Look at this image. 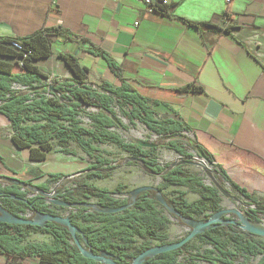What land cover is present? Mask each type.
<instances>
[{
	"label": "crops",
	"instance_id": "1",
	"mask_svg": "<svg viewBox=\"0 0 264 264\" xmlns=\"http://www.w3.org/2000/svg\"><path fill=\"white\" fill-rule=\"evenodd\" d=\"M169 7L177 18L151 10L145 0H0V38L61 28L73 39L53 36L52 55L33 65L50 79H73L60 57L72 55L89 69L92 83L118 87L107 61L88 50L105 52L126 83L156 103L160 118L184 124L215 165L254 193L264 186V0H173ZM12 136L10 121L0 114V176L39 187L52 175L85 170L59 147L33 162ZM49 165L63 172L42 171ZM0 264L39 260L0 253Z\"/></svg>",
	"mask_w": 264,
	"mask_h": 264
},
{
	"label": "trees",
	"instance_id": "2",
	"mask_svg": "<svg viewBox=\"0 0 264 264\" xmlns=\"http://www.w3.org/2000/svg\"><path fill=\"white\" fill-rule=\"evenodd\" d=\"M154 11L177 18L169 6L155 7ZM185 22L197 28L207 26L222 32L220 27L211 24ZM53 36L73 39L71 33L61 28L41 30L24 38H0V114L11 123L14 145L18 149H28L31 161L43 162L55 145L61 148V152L67 153V147L74 143L96 163L94 167L83 172L93 170V176L102 178V168L110 167L111 162L96 154L98 150L94 143L109 142L127 152L131 156L130 159L140 158L144 170L163 180V185L157 189L158 192L169 187L201 189V198L197 201L188 202L183 199L184 193H179L178 199L172 201L175 211L182 219L207 218L208 212L219 210L221 193L215 186H204L197 177L185 173L182 166L171 168V164L161 165L138 142L125 143L119 136L110 132L113 128H122L114 106H123L128 109V113L123 114L128 120L138 121L162 137V145L167 149L180 156L191 157L186 152V148H189L197 156L211 160L210 154L203 147L187 138L185 133L190 130L184 124L172 118L158 116L156 103L139 95L127 84L123 78V70L105 52L94 47L88 50L93 56L107 61L109 68L120 81L118 87L92 83L89 79V69L83 67L72 55L60 57L75 77L54 78L48 82L50 78L33 63L52 55ZM13 43H19L22 50L15 49ZM7 59L23 62L10 63ZM88 109H96L97 112L90 113ZM80 117H87L92 128L82 127ZM218 173L236 194L249 200L250 206L264 208V202H259L254 193L232 180L225 171L219 169ZM63 178L64 176L58 174L51 176V180L56 182ZM39 189L45 194L49 190L48 185L39 186ZM123 189V186L118 187L119 191ZM144 190H139L136 202L131 205L128 200L121 201L112 197L107 190L90 185L80 186L76 190L77 194H83L85 200L97 199L98 210L91 209L87 201L68 199L67 195L71 194V191L61 194L63 205L68 204L77 209L69 218L77 230L76 239L67 227L47 222L37 229L51 235L53 244L24 246V230L35 227L0 223V253L11 260L36 258L39 264H102L82 255L76 245L78 241L92 256L107 255L117 264H132L137 256L148 251V246L136 245L137 239L164 243L166 237L163 232L169 224L164 207L152 198L151 191ZM30 193L28 189L24 192L22 187L4 186L0 183V206L7 213L17 217L24 211L23 207H28L33 213L42 216L55 215V211L49 210L44 204V195L39 193L35 198L28 199ZM263 213L254 208L247 211L249 218L255 221L258 215ZM211 232L217 236H211ZM211 232L203 238L213 250L192 255L187 250V243L180 250L158 254L143 264H182L179 262L181 254L192 260L190 264H248L238 263L237 255L228 249L229 243L235 244L242 254L251 257L260 255L264 249L256 241L241 235H229L221 227ZM223 236L227 237L225 242L221 240ZM260 264H264V260Z\"/></svg>",
	"mask_w": 264,
	"mask_h": 264
},
{
	"label": "rangeland",
	"instance_id": "3",
	"mask_svg": "<svg viewBox=\"0 0 264 264\" xmlns=\"http://www.w3.org/2000/svg\"><path fill=\"white\" fill-rule=\"evenodd\" d=\"M90 113H96V109H88ZM114 111L119 122L122 125V128H113L110 130L111 133L119 136L125 143L130 142H143L146 144L156 145L154 148H145L153 158H155L161 165L175 164L180 161L191 162L192 164L182 166V170L185 173L194 175L197 177L204 186L212 187L214 184L211 179L208 177L205 168H208L210 172L214 175L215 179L231 194L241 199L248 206H250L249 200L239 196L234 192L232 187L222 180L218 171L219 167L213 163L211 160L204 159L200 156H197L195 152L191 149L186 148V152L191 157H183L177 154L176 152L167 149L162 145L164 139L160 136H157L149 129H147L143 124L138 121H130L123 114L128 113V109L123 106L115 105ZM81 126L84 128H92L91 121L87 117L79 118ZM187 138L191 139V135L186 134ZM94 147L98 150L96 153L101 157L109 160L111 162L110 167L104 166L102 168L103 177L93 176L95 173L93 170L88 172H81L75 175H78L74 181H63L56 182L48 178L45 183L48 185V193L52 194L50 200L55 201L56 207L54 208L55 216L63 217L69 219L72 214L77 212L75 206H70L68 204L63 205L64 199L60 197L62 193L71 191V194L67 195L68 199H76L77 201H87L89 207L93 210H98L97 199L91 198L85 200L83 194H77V189L82 185H90L97 187L99 189L107 190L112 194V197L124 201L128 200L131 205L134 204V201L137 199V192L142 189H148L152 192V198L155 199L160 205L165 209V214L169 218V224L163 232V235L166 237V241L161 243L156 240H142L137 239V246L142 245L148 246V250L176 244L184 240L187 236L190 235L191 229L188 227L189 222H207L211 217H215L216 222L211 227V230H205L201 234L195 236L188 244L187 250L192 255H197L198 253H205L207 251L213 250V247L209 245L208 242L204 240L203 237L209 236V233L217 228L221 227L229 233V235H241L244 238L251 239L256 241L260 246L264 248V237L254 236L244 230L245 221L253 226L264 227V213L258 215V219L252 220L247 215L249 208H245L238 203L226 198L222 193L220 195V209L214 212H208L207 218L197 217L194 220H187L173 215L172 210H175L172 201L177 200L179 193H184L185 196L183 199L188 202L197 201L201 198V189L189 187H169L162 192H158L157 189L163 185V180L160 177L154 176L144 170L138 163L136 165L131 164L132 161L129 159L131 156L119 148L117 145L106 142V143H94ZM58 149V146L55 145L54 150ZM65 153L66 159L73 160L83 167L85 170H88L96 165L95 160L90 158L81 148L76 144L71 143ZM140 160V158H139ZM208 161H211L213 164L210 165ZM204 162L205 165L202 163ZM202 164V165H201ZM78 167V165H74ZM53 169L52 172H63L64 167L58 166L54 169L53 165H49L45 168H42V171ZM84 170V171H85ZM222 170V169H221ZM80 175V176H79ZM123 186L124 189L119 191L118 187ZM37 187V186H36ZM62 192V193H61ZM254 196L259 202H264V186L257 187L254 192ZM163 199L166 204L161 203L160 199ZM29 199V198H28ZM62 203V204H61ZM24 211L19 213V217L22 215L28 216L32 211L28 207H23ZM227 212L223 216H217L218 213ZM224 219H227L225 221ZM40 226H36L32 229H25L24 234L22 235V241L24 246L39 244V245H51L53 244V237L41 230L37 229ZM211 236H217V234L211 232ZM227 237L223 236L222 241H226ZM84 247V245H82ZM85 248V247H84ZM86 249V248H85ZM228 249L234 254L237 255L238 263H248V264H260L264 260V249L262 253L256 257H251L242 254L235 246V244L229 243ZM179 262L182 264H190L192 260L186 257L184 254L179 256ZM196 264H207L203 262H196Z\"/></svg>",
	"mask_w": 264,
	"mask_h": 264
},
{
	"label": "water",
	"instance_id": "4",
	"mask_svg": "<svg viewBox=\"0 0 264 264\" xmlns=\"http://www.w3.org/2000/svg\"><path fill=\"white\" fill-rule=\"evenodd\" d=\"M52 90V89H51ZM53 91V90H52ZM141 147L144 148H154L156 145H151V144H146L143 142H139L138 143ZM132 162H136L138 163L143 169H145L144 164L141 160L139 159H129ZM210 165H212L213 163L211 161H208ZM192 164L191 162H186V161H180L177 162L175 164L172 165L171 168L174 167H179V166H185V165H189ZM203 165H205L204 163H202ZM201 164V165H202ZM205 171L208 175V177L211 179L212 183L214 184V186L220 191V193H222L226 198L238 203L239 205L245 207V208H254L255 210L264 212V208L262 207H253V206H248L245 202H243L241 199H239L238 197L234 196L233 194H231L230 192H228L214 177V175L210 172V170L206 167ZM0 183H3L5 185H13V186H19L22 188H27L30 192L32 193H41L42 195L45 196V193H43L39 187H36L34 185H28L22 181H19L15 178H11V177H3L0 176ZM144 191H149L148 189H145ZM142 191V192H144ZM137 195H139V191L137 192ZM172 214L177 215L178 217H180V215L175 211L172 210ZM227 214V212H221L218 213L217 216H223ZM47 222H54L57 224H60L64 227H67L69 229V231L73 234L74 238H75V234L77 233V230L73 227L71 221L69 219H65L63 217H58L55 215H47V216H42L37 214V218L36 219H32V220H28L25 219L23 217H17V216H13L9 213H7L1 206H0V223H4V224H10V225H20V226H43L45 223ZM189 225L188 227L191 229L190 235L187 236L184 240H182L179 243L176 244H170V245H165V246H160V247H155L152 248L144 253H142L141 255L137 256L132 264H143L147 259H151L154 256L161 254V253H166V252H173V251H177L180 250L181 248H183L187 243H189L195 236L201 234L202 232H204L205 230H211L212 226L214 225V223L216 222L215 217H211L207 222H192V221H188ZM244 225V230L248 233H250L251 235L254 236H260V237H264V231L257 229L255 226L249 224L248 222L245 221ZM192 226V227H191ZM76 239V238H75ZM76 245L78 247V249L81 251L82 255H84L85 257L91 258L93 260H96L102 264H117L111 257L107 256V255H100V256H92L90 252L87 251V249H85L78 241L76 242Z\"/></svg>",
	"mask_w": 264,
	"mask_h": 264
},
{
	"label": "built area",
	"instance_id": "5",
	"mask_svg": "<svg viewBox=\"0 0 264 264\" xmlns=\"http://www.w3.org/2000/svg\"><path fill=\"white\" fill-rule=\"evenodd\" d=\"M173 0H145V3L147 4V6L151 9L154 10L155 7H163V6H169L172 3ZM227 5L232 4L233 2L237 1V0H225ZM12 46L17 49L18 51L22 50V47L20 46L19 43H13ZM52 79H49V83L51 82ZM190 134V132H187L185 134ZM204 163V162H203ZM80 176V175H79ZM78 177V175H72V176H68V177H64L63 179H61L59 182H63V181H74V179ZM27 188H22V191H26ZM70 192V191H69ZM62 193V192H61ZM67 193V192H66ZM66 193H62V194H66ZM39 193H30L28 195L29 199L35 198ZM54 193L50 194V193H46L45 194V201L44 204L48 207L49 210L54 211V208L56 207L55 205V201L50 200V198H52ZM138 196V195H137ZM136 202V200L134 201V203ZM20 217H23L25 219L28 220H32V219H36L37 218V214L31 212L28 216H24L21 214ZM88 251V250H87ZM89 252V251H88Z\"/></svg>",
	"mask_w": 264,
	"mask_h": 264
},
{
	"label": "bare ground",
	"instance_id": "6",
	"mask_svg": "<svg viewBox=\"0 0 264 264\" xmlns=\"http://www.w3.org/2000/svg\"><path fill=\"white\" fill-rule=\"evenodd\" d=\"M160 201H161V203H163V204H166L165 203V201L161 198L160 199ZM192 227V226H191ZM257 229H259V230H262V231H264V227H260V226H255Z\"/></svg>",
	"mask_w": 264,
	"mask_h": 264
}]
</instances>
